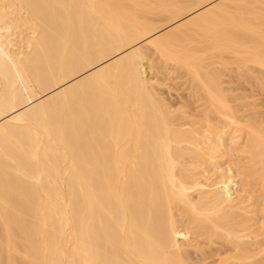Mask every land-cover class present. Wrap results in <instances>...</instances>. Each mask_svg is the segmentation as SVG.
<instances>
[{
  "label": "bare ground",
  "instance_id": "1",
  "mask_svg": "<svg viewBox=\"0 0 264 264\" xmlns=\"http://www.w3.org/2000/svg\"><path fill=\"white\" fill-rule=\"evenodd\" d=\"M259 93L264 0H0V264H264Z\"/></svg>",
  "mask_w": 264,
  "mask_h": 264
},
{
  "label": "rangeland",
  "instance_id": "2",
  "mask_svg": "<svg viewBox=\"0 0 264 264\" xmlns=\"http://www.w3.org/2000/svg\"><path fill=\"white\" fill-rule=\"evenodd\" d=\"M162 23H163V22H162ZM145 68L147 69V65L145 66ZM146 71L150 74V72L148 71V69H147ZM163 74H164V73H161V75L164 76V78L160 75V76L162 77V79L160 78V80H163V79H164V81H166V84H167V85H168V84H169V85L171 84L172 87H173V85H174L175 89H174V87H173L172 90L170 89V91H168L167 89H169V87H171V86H168V88H167V87H166L167 85H166V86L163 85V87H162V85H161V87H160V89H159V90H160V93H161V94L166 93V94H164V95H162V96H164V97H168V96H169L167 99H173V100H174V98H176V97H177L176 100H179V99L183 98V97L185 96V94H186L188 91H187V89H185L184 85H182V84L179 83L180 81H182V79H181V78H180V79H179V78H176L175 81L173 80V81H174V84H173V83L171 82L172 79H171V78H170L171 80L168 79V78L165 79L167 76H165V74H164V75H163ZM167 75H169V74H167ZM164 81H163V82H164ZM178 81H179V82H178ZM167 82H168V83H167ZM176 82H178L177 85L175 84ZM172 84H173V85H172ZM177 86H178V87H177ZM248 86H249V85H248ZM248 86H247V88H249ZM176 88H178V89L176 90ZM161 89H162V90H161ZM249 89H250V88H249ZM249 89H248V90H249ZM163 90H164V91H163ZM175 90H176L177 92H176ZM170 92H171L172 94H171ZM254 92H256V93L258 94L257 91H254ZM257 94H256V96H257ZM172 96H173V97H172ZM171 97H172V98H171ZM257 99H258V100H257ZM256 101H257L258 104H259V101H260V104H259V106H258V107H259L258 110L261 109L262 111H264V93H263V95H262V93H261V94L259 93V95L256 97ZM262 103H263V104H262ZM261 104H262V105H261ZM256 108H257V107H256ZM260 112H261V111H260ZM262 113H263V112H261V114H262ZM263 116H264V114H263ZM191 253H192V252H191ZM193 255H194V254H193ZM194 256H195V255H194Z\"/></svg>",
  "mask_w": 264,
  "mask_h": 264
}]
</instances>
